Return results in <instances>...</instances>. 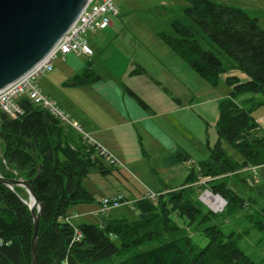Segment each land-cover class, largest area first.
Returning a JSON list of instances; mask_svg holds the SVG:
<instances>
[{"label": "trees", "instance_id": "16d2710c", "mask_svg": "<svg viewBox=\"0 0 264 264\" xmlns=\"http://www.w3.org/2000/svg\"><path fill=\"white\" fill-rule=\"evenodd\" d=\"M184 3L160 33L163 42L210 87L231 69L249 80L225 79L230 91L218 103L217 140L208 159L188 173L179 190L165 188L154 200L145 191L130 204L134 219L106 216L100 223L82 222L75 226L81 238L73 241L67 211L94 201L83 181L91 172L119 175V167L108 165L94 145L26 96L16 100L22 110L16 119L0 113V175L28 182L41 207L37 264H107L102 261L116 254L123 256L117 264H264V179L256 184L263 205L257 197L244 198L229 182L243 176L247 183L252 174L243 168L264 164V132L256 122L264 107V31L255 18L226 3ZM99 79L85 67L72 81L82 85ZM123 90L150 111L129 88ZM204 177L210 179L209 191L226 202L220 213L192 197V186ZM22 190L0 184V264H31L33 222ZM174 216L199 231L204 245L195 243ZM251 234L256 238L253 250L244 251L241 239Z\"/></svg>", "mask_w": 264, "mask_h": 264}, {"label": "rangeland", "instance_id": "374dc122", "mask_svg": "<svg viewBox=\"0 0 264 264\" xmlns=\"http://www.w3.org/2000/svg\"><path fill=\"white\" fill-rule=\"evenodd\" d=\"M177 1L116 0L115 5L118 14L110 18L111 25L104 30L86 35V39L95 54L94 58L91 59V63L88 65L83 56L76 57L75 61H72L70 58H62L59 55L52 62V71L36 78V85L40 87L43 93L48 94L58 102L60 100L61 103L62 98L59 97L63 87H58L57 84L59 81H64L65 85H73V81L65 76V72L71 69L73 64L76 65L77 62L85 64V67H90L91 71L98 74L99 80L111 77V75H119L126 79L127 77H124L126 76V69L128 67L138 69L137 66L140 65L148 73L147 77L151 76L153 80L164 81L168 77L166 73L173 70L169 65L172 60L171 56L174 53L163 42L160 33L166 31L169 22L179 16L182 4ZM180 1L184 3L183 0ZM216 1L242 9L249 17L256 18L258 26L264 31V7L253 5L258 4L259 0ZM204 46L207 47V45ZM185 67L186 73L179 72L180 77L175 75L180 82L176 90L168 87V90L165 89V91L163 87H160L155 92L154 97L159 95L162 100L159 103H153L154 110L157 113L150 115L153 124L151 126L155 125L156 129L160 131L158 133H160L161 139L165 138L162 147L157 142V139L159 140L158 133H154L149 128L141 129L140 124L136 123L133 127L122 129L126 133V138L130 139V147H133L129 155L123 158L121 154H114L106 146H102L122 165L119 167L120 173L117 176L122 177V186L120 187L129 199H137L144 190L147 191L146 188L154 194L165 192V188L179 190L181 187L177 186L185 180L188 173L197 170L199 163L208 159L209 148L217 140L218 103L227 96L230 89L220 76L219 82L214 87H210L187 64H185ZM71 89L77 92L78 101H82V93L78 87L71 86ZM182 92H185L186 95L183 96L184 98L181 97V102L178 103L175 98L180 97L177 95ZM146 97L150 99L149 96ZM168 97L175 100L172 101L171 99L174 110H169L167 113V111L165 112L167 103H162V101H165ZM262 113H264V107L258 109V114ZM96 116H98L97 113ZM68 128L72 129L71 127ZM72 130L76 132L74 129ZM90 137L95 142L98 141L96 137L92 135ZM1 146L2 141L0 139V148ZM222 146L228 154L238 159V154L231 147L225 143H222ZM241 178L230 179V187L238 191L244 198L247 194L253 198L257 197L258 188L256 184L264 179V169L258 168L254 177L246 178L247 183L242 181ZM208 181H210L209 178H199L198 182L192 186L194 192L192 197L207 209L209 208L200 198L205 190L209 191ZM153 182L156 186L151 185ZM85 185L83 181L84 188L93 191L91 192L93 197H99V190H103L101 187L94 190L96 184H94L95 186ZM159 189L161 191L157 192ZM20 196L23 203H28V194L25 190H22ZM258 201L263 205L261 198H258ZM95 205L96 203L93 201L87 206L92 209ZM224 206L221 208L222 210ZM221 211L214 213L217 214ZM106 216L111 218L125 217L128 220L134 219L130 205H122L111 209ZM67 217L70 224L77 225L76 215H73V211H67ZM174 218L177 225L186 229L195 243L204 245L205 240L199 231L193 227H188L186 220L175 216ZM92 220L89 218L83 220V222ZM241 240L244 251L245 247H248L249 251L253 250V243L256 240L253 234ZM122 258V254H116L102 262L117 264Z\"/></svg>", "mask_w": 264, "mask_h": 264}, {"label": "crops", "instance_id": "0c3cea01", "mask_svg": "<svg viewBox=\"0 0 264 264\" xmlns=\"http://www.w3.org/2000/svg\"><path fill=\"white\" fill-rule=\"evenodd\" d=\"M259 1L260 2L258 4L253 5L264 7V0ZM177 2L181 3L182 7L184 6V3L182 1L178 0ZM94 55L95 54H93V56L89 58L84 57L86 62L91 63V59L94 58ZM76 57L78 56H66V58H70L72 61H75ZM171 57L172 60L169 66L172 67L173 70H170L171 74L169 72L166 73L168 77H166L164 81L153 80L151 76L147 77L148 73L143 67L139 65L137 66L138 69L130 67L126 69V76H124L127 77L126 79H123L119 75H111V77L106 76L107 78L101 79L92 84H90L87 79L82 85H76L75 82H73V85H65L64 81H59L57 86L63 87V90L60 91L59 97L62 98L61 103L60 100L58 102L54 100L53 97H50L46 93L45 94L50 99L55 101L60 109L64 111V113L68 115L73 122L81 127L84 133L88 134L89 136L92 135L93 137H96V139L98 140L97 142L101 146H106L114 154H121V156L124 158L125 156L129 155V153H131V149L133 147H130V139L126 138V133L124 132V130H122L123 128L131 126L133 127V125L136 123L140 124L141 129L145 130L149 128L150 130L152 129L154 133L160 132L158 129H156L155 125L151 126L153 124L151 122L150 115L157 113L154 110L153 103H159L162 100L159 95L154 97L155 92L158 91L160 87H163L164 90H168V87L176 90L180 83L176 76L180 77L179 72L182 74L186 73L185 63L177 56L173 55ZM84 69L85 64L77 62L76 65L73 64L72 68L65 72V76H68V79L72 80L76 75L82 74ZM145 75L146 77H144ZM228 77H235L241 83L247 82L249 80L245 74L235 69L228 70L227 72L220 75V78L223 81H225V79ZM71 86L78 87V89L81 91V96L83 97L82 101H78L79 96L76 95V91L71 89ZM123 86L129 88L138 97H140L149 106L150 111L148 112L141 109L135 103V101L124 92ZM167 92L171 94V92ZM185 95V92H182L181 94L178 93L177 96L180 97H177L175 99L178 101V103H180V98ZM146 96H149L150 99H147ZM171 99L172 101L175 100L168 97L167 99H165V101H162V103H167V107L165 108V112L167 111V113L169 112V110H174L172 104L173 102H171ZM96 113L98 116H96ZM256 122L261 131L264 132V113L258 114ZM158 134L159 140L157 139V142L160 147H162V142H165V138L161 139L160 133ZM84 183L91 186H95L94 184H96L94 190H96L98 187L103 188V190H99V197H93V195L91 194V192L93 191L85 187V189L94 198V202L96 203V205L92 209L87 206L88 204H80L75 206L71 211H73V215L77 216L75 219L77 220V224H80L83 222V220L89 218L93 220L87 222L100 223L101 219L103 217H106L107 214L96 215L97 217L94 216L95 212L98 209L99 201L104 197L120 196L124 201L128 202L129 205L136 200L129 199L128 196L124 192H122L120 187L122 186V177H119L117 175L101 176L96 172H91L85 178ZM151 185L156 186L154 182L151 183ZM146 190L148 189L146 188ZM159 191L161 190L159 189L157 192Z\"/></svg>", "mask_w": 264, "mask_h": 264}, {"label": "water", "instance_id": "95a60500", "mask_svg": "<svg viewBox=\"0 0 264 264\" xmlns=\"http://www.w3.org/2000/svg\"><path fill=\"white\" fill-rule=\"evenodd\" d=\"M89 2L0 0V93L24 77L52 51ZM0 184L10 190L21 187L27 192L28 199H32V204H25L33 222L31 264H37L36 246L41 207L35 192L28 182L20 178H4L0 175ZM214 196L220 197L217 194ZM221 199L224 206L226 202Z\"/></svg>", "mask_w": 264, "mask_h": 264}, {"label": "built area", "instance_id": "2783aa9c", "mask_svg": "<svg viewBox=\"0 0 264 264\" xmlns=\"http://www.w3.org/2000/svg\"><path fill=\"white\" fill-rule=\"evenodd\" d=\"M115 2L116 0H90L82 14L66 31L52 51L24 77L0 93V113H4L11 119H16L22 114V110L16 100L21 96H26L31 103L47 110L59 120V122L71 127L80 134L84 141L94 145L98 151V155L102 157L108 165L120 167L122 165L119 161H117L106 149L97 144L88 134L84 133L81 127L73 122L69 116L60 109L55 101L43 93L35 83L37 77L52 71V62L59 55L62 58H65L67 55L88 58L93 56V49L89 45L86 35L88 33L93 34L97 31H101L111 24L110 18L118 14ZM258 168L264 169V164L246 167L243 168V171L250 172L254 177ZM146 196L150 200L156 198V194L150 190H147ZM122 205L129 204L120 196L104 197L99 201L98 210L95 212V215H105L109 210L118 208ZM65 222L70 224L68 217L65 218ZM72 226H74L73 241H78L81 238V234L75 227L76 225Z\"/></svg>", "mask_w": 264, "mask_h": 264}, {"label": "bare ground", "instance_id": "6f19581e", "mask_svg": "<svg viewBox=\"0 0 264 264\" xmlns=\"http://www.w3.org/2000/svg\"><path fill=\"white\" fill-rule=\"evenodd\" d=\"M201 200L213 212L220 211V209L223 207L222 199L218 196H214L210 192L203 193ZM27 202L32 204V199H28Z\"/></svg>", "mask_w": 264, "mask_h": 264}]
</instances>
